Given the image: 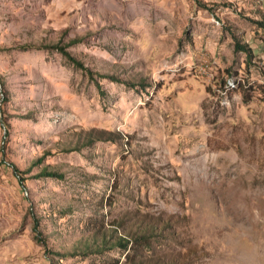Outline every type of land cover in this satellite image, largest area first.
Segmentation results:
<instances>
[{"label": "rangeland", "instance_id": "rangeland-1", "mask_svg": "<svg viewBox=\"0 0 264 264\" xmlns=\"http://www.w3.org/2000/svg\"><path fill=\"white\" fill-rule=\"evenodd\" d=\"M145 227V264H264L260 0H0V264Z\"/></svg>", "mask_w": 264, "mask_h": 264}, {"label": "trees", "instance_id": "trees-1", "mask_svg": "<svg viewBox=\"0 0 264 264\" xmlns=\"http://www.w3.org/2000/svg\"><path fill=\"white\" fill-rule=\"evenodd\" d=\"M261 4V3H260ZM261 8L264 9L263 6H261ZM78 40H73L72 42H76ZM53 47H56L58 49H60L62 52H64L67 57L74 62L77 66L82 67L84 69H86L88 72L93 73L92 69H90L85 62L77 57L76 55H74L69 49H67V47L56 44L53 45ZM240 48L242 49H246L245 47L239 45ZM100 76H105V77H109L112 80H116V81H122L128 84H136L134 81L131 80H125L123 78H120L116 75H112V74H100ZM88 137H86V141L83 143V145H89L91 144L94 140L96 139H113L114 136H112V132L111 130H107V129H98V128H93L89 131L88 133ZM81 146H76L74 148L71 149H79ZM42 158H40L36 163H41ZM15 170L17 172H19L18 168L15 167ZM40 176H50V177H63V173L59 172L58 170H55L49 166H45L41 169ZM23 178H21L20 176V181L23 183ZM105 236H104V234ZM101 234V232H100ZM154 232L152 229L150 228H146L144 231H141L140 233H137L135 235H131V234H127L124 236H120L118 239L112 240V236H107V232L106 230H104V232H102V235L104 236V238L102 239L101 243H97L95 248H91L90 244H86L84 247L85 249H90L88 251H83L82 253H88V252H102L107 248H124L125 250H128V253L126 254V260L122 263L120 259H115V263L114 264H145V262L143 260H139V256L145 254V252L150 251L152 248V237L154 236ZM38 238H40L39 234H38ZM55 254H59V255H68L71 253H61V252H52ZM75 253V252H72ZM77 254V253H75Z\"/></svg>", "mask_w": 264, "mask_h": 264}, {"label": "built area", "instance_id": "built-area-1", "mask_svg": "<svg viewBox=\"0 0 264 264\" xmlns=\"http://www.w3.org/2000/svg\"><path fill=\"white\" fill-rule=\"evenodd\" d=\"M261 6L264 7V0H260ZM231 84H234L233 82H231Z\"/></svg>", "mask_w": 264, "mask_h": 264}]
</instances>
